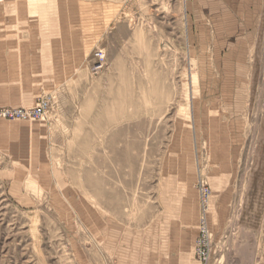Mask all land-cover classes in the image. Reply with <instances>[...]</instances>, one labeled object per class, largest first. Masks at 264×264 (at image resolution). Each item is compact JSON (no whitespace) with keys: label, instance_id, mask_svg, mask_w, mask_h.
I'll return each instance as SVG.
<instances>
[{"label":"rangeland","instance_id":"obj_1","mask_svg":"<svg viewBox=\"0 0 264 264\" xmlns=\"http://www.w3.org/2000/svg\"><path fill=\"white\" fill-rule=\"evenodd\" d=\"M194 9L0 0V264H202L201 220L207 264L221 231L248 264L264 238V0L239 27Z\"/></svg>","mask_w":264,"mask_h":264},{"label":"crops","instance_id":"obj_2","mask_svg":"<svg viewBox=\"0 0 264 264\" xmlns=\"http://www.w3.org/2000/svg\"><path fill=\"white\" fill-rule=\"evenodd\" d=\"M195 11L201 10L207 12L210 16L211 24L219 26L221 21L225 19H232L235 27L242 26L241 20L243 19V11L253 10L257 8L259 0H194ZM225 235L224 232H220L216 237L215 241L221 245L217 258L213 259L211 264H233L231 262V250H229V243L227 237L226 242L223 241ZM262 235V234H261ZM259 234V236H261ZM263 237V236H262ZM259 237L258 241L254 244L249 245L252 253L248 264H264V238ZM226 239V238H225ZM233 259V258H232Z\"/></svg>","mask_w":264,"mask_h":264},{"label":"built area","instance_id":"obj_3","mask_svg":"<svg viewBox=\"0 0 264 264\" xmlns=\"http://www.w3.org/2000/svg\"><path fill=\"white\" fill-rule=\"evenodd\" d=\"M97 58L99 60H103V55L102 53L98 52L97 54ZM14 114V113H13ZM18 116L21 118H27L29 117L26 113H22V112H15L14 116ZM2 117H12L13 115L9 112L6 113H2L1 114ZM196 255L198 260L200 261V263L202 264H207L210 258V243L208 241V231L207 228L205 226V223L201 220V226H200V232H199V238H198V244H197V250H196Z\"/></svg>","mask_w":264,"mask_h":264}]
</instances>
